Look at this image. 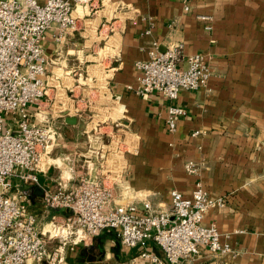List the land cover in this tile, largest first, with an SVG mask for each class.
I'll use <instances>...</instances> for the list:
<instances>
[{
    "label": "crops",
    "instance_id": "0c3cea01",
    "mask_svg": "<svg viewBox=\"0 0 264 264\" xmlns=\"http://www.w3.org/2000/svg\"><path fill=\"white\" fill-rule=\"evenodd\" d=\"M76 11L79 28L74 36L58 49L51 33L46 42L53 61L49 68L56 78L49 82L53 104L47 112L56 117L61 133L53 164L38 171L37 183L24 185L28 205L38 212L41 226L51 231L54 220L64 232L71 217L61 207H45L44 191L68 190L86 165L92 173L103 172L93 168L96 156L87 152L82 136L78 110L86 105V97L75 98L74 93L65 97L61 86L65 92L74 90L63 84L72 70L67 55L76 51L80 67L89 56L83 37L95 31V37L102 39L108 26L109 35L116 38L111 45L114 52L102 83H97V99L87 100L96 105L105 102L135 139L124 151L120 169L104 178L115 189L114 200L132 202L140 210L145 203L165 209L171 189L188 196L200 182L212 196L226 200L224 207L210 208L204 221L230 233V251L212 255L202 247L198 255L178 264H264V0H92ZM179 43L184 53L206 55L211 76L205 86L179 92L175 103L186 113L176 131L169 132V101L159 93L140 96L128 85H136L135 60L147 58L155 46L164 51ZM62 108L76 117L75 124L66 122L65 111L59 112ZM188 160L197 165L196 172L185 170ZM146 249L164 257L152 240ZM139 250L123 247L116 232L106 229L90 238H67L60 264H152L138 255Z\"/></svg>",
    "mask_w": 264,
    "mask_h": 264
},
{
    "label": "built area",
    "instance_id": "2783aa9c",
    "mask_svg": "<svg viewBox=\"0 0 264 264\" xmlns=\"http://www.w3.org/2000/svg\"><path fill=\"white\" fill-rule=\"evenodd\" d=\"M91 2L0 0V264H60L67 238H90L106 229L116 232L123 247H139L138 255L152 264H178L198 255L202 247L212 255L227 254L230 233L204 221L210 208H222L226 200L212 196L200 182L188 196L171 189L165 209L145 203L140 210L132 202L114 200V187L104 181L111 169L100 164L103 172L92 173L86 165L68 190L58 187L42 196L45 207H61L70 214L64 232L54 220L51 231L46 230L38 212L29 207L22 187L37 183L38 171L53 164L61 133L56 117L47 112L53 104L49 82L54 74L49 72L53 61L46 42L51 33L58 49L74 36L79 28L76 10ZM151 26L152 21L146 33ZM134 68L136 85L129 88L143 97L159 93L169 101V132L176 131L186 113L175 103L179 92L197 90L211 76L206 55L184 53L180 43L164 51L155 46L147 58L134 61ZM122 157L116 158V169ZM185 170L194 173L197 165L188 160ZM13 187L18 191L12 193ZM148 240L162 249L163 258L146 249Z\"/></svg>",
    "mask_w": 264,
    "mask_h": 264
},
{
    "label": "rangeland",
    "instance_id": "374dc122",
    "mask_svg": "<svg viewBox=\"0 0 264 264\" xmlns=\"http://www.w3.org/2000/svg\"><path fill=\"white\" fill-rule=\"evenodd\" d=\"M94 32L89 37H83V40H88L86 44L89 51L86 54L89 56L87 57V61L84 60V63L81 64L80 67L77 65L78 59L76 58V51H71L67 55V67L69 69L72 68V70L63 81V84L72 86L74 90L73 92H65L62 89L65 87L61 86V91L65 97L71 96L73 93L75 98H81L82 95L86 97V105L79 106L78 111L81 112L82 115L81 129L85 131L82 136L87 140V152L89 150V153L92 154V156H96V158L93 157L96 159L93 168H98L100 167V164H103L106 165V168L116 170V167L114 166L116 164V158H121L123 151L129 148L131 149L135 143V139L134 136L128 132L127 128H125L114 116L115 114H113L112 109L104 104L105 102L96 105L94 101L90 104L91 101L87 100L88 96L93 100L97 99V92H95V90H97L102 83V78L105 76L104 69L107 65L109 55L114 52L111 45L116 43L115 36L109 35L108 26L103 28L102 39L95 37ZM94 39H98V41L93 42ZM94 43L96 44L95 48L93 46ZM65 55L66 53L63 52V56ZM58 71L61 72V70ZM49 72L50 75L53 74L52 72H54V69L50 67ZM77 78H80L79 81ZM53 80H56V78L53 77ZM75 82L80 85L76 87ZM54 83L59 87L57 81H54ZM57 94L60 96L61 92H57ZM58 98L59 97H57V99ZM73 109L75 108L73 107ZM120 164L121 161L116 165L118 166V169H120ZM11 179L16 182L13 178ZM22 188H24V186ZM16 191H18L16 187L11 189L12 193H15Z\"/></svg>",
    "mask_w": 264,
    "mask_h": 264
},
{
    "label": "water",
    "instance_id": "95a60500",
    "mask_svg": "<svg viewBox=\"0 0 264 264\" xmlns=\"http://www.w3.org/2000/svg\"><path fill=\"white\" fill-rule=\"evenodd\" d=\"M64 114L66 115V117H65L66 122H68L69 124H75L76 123L77 119L75 116L69 115V114H67V112H65Z\"/></svg>",
    "mask_w": 264,
    "mask_h": 264
}]
</instances>
